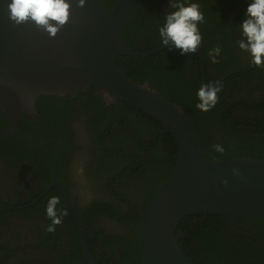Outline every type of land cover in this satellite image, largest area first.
Segmentation results:
<instances>
[{
  "label": "flooded vegetation",
  "instance_id": "af4514ba",
  "mask_svg": "<svg viewBox=\"0 0 264 264\" xmlns=\"http://www.w3.org/2000/svg\"><path fill=\"white\" fill-rule=\"evenodd\" d=\"M192 2L200 5L206 30L201 23L203 40L195 52L199 65L194 53H189L191 71L183 77L190 86L180 99L196 105L198 85L220 81L221 105L242 104L239 115L247 114L249 100L258 102L251 105L254 108L263 107L264 68L255 74L250 58L236 43L240 36L237 26L245 18V0ZM144 3L145 17L155 20L156 26L173 11L169 0ZM215 23L217 27L212 28ZM153 31L151 39L157 44L158 31ZM216 47L222 52L216 58L218 63L213 64L208 54ZM232 58L246 70L230 61ZM217 68L225 71L219 73ZM36 110L35 119L25 115L26 126L19 125L18 134L34 146L46 145L44 148L31 150L8 136L7 121L6 128L0 130V264H90L84 244L96 264H141L136 222L142 220L146 207L170 176L169 166L174 161L162 140L165 130L152 126L122 102L109 101L96 88L73 97L42 96L37 99ZM196 114L204 115L197 110ZM250 116L262 118L264 109ZM7 139L15 142L10 144ZM56 152V181L64 185L65 198L82 217L83 229L65 203L62 188L54 185ZM53 196L59 198L56 210L62 223L48 232L51 220L46 205ZM230 228L243 237L242 244L254 243L261 251L254 249V255L264 259V225L247 219L236 221L234 226L230 222Z\"/></svg>",
  "mask_w": 264,
  "mask_h": 264
},
{
  "label": "water",
  "instance_id": "95a60500",
  "mask_svg": "<svg viewBox=\"0 0 264 264\" xmlns=\"http://www.w3.org/2000/svg\"><path fill=\"white\" fill-rule=\"evenodd\" d=\"M139 0L70 3V19L54 37L34 22L16 24L0 0V110L7 135L31 150L37 147L18 134L24 115L35 119L42 96H75L95 87L109 101L127 103L162 122L174 135L177 152L170 176L150 201L139 227L141 264H196L182 251L177 231L181 222L197 214L264 221V159L231 158L205 161L197 133L183 108L162 96L147 82H135L117 66L119 56L143 59L169 49L133 50L123 39L129 17ZM53 24L55 22H52ZM56 171L59 165L56 152ZM62 195L70 210L82 217ZM235 229V228H233ZM237 231V230H236ZM240 233V231H237ZM83 239L85 240L84 234ZM90 264H96L84 244Z\"/></svg>",
  "mask_w": 264,
  "mask_h": 264
},
{
  "label": "trees",
  "instance_id": "16d2710c",
  "mask_svg": "<svg viewBox=\"0 0 264 264\" xmlns=\"http://www.w3.org/2000/svg\"><path fill=\"white\" fill-rule=\"evenodd\" d=\"M116 2L117 0L113 2L106 0L108 9L111 10ZM144 2L145 0L138 1L123 33L124 41L130 48L137 51L150 50L161 44L160 41L155 44V39H151L155 34L153 30L158 31L160 25L156 26L155 20L145 17ZM201 27L206 30V24L202 23ZM216 27V23L212 25V28ZM214 33H212V36H214ZM204 54H206V50H204ZM188 56L189 54L181 55L179 50L167 49L145 59L119 56L117 66L133 81L147 82L154 89L161 91L163 97L171 102L178 103L185 110L188 119H194L191 123L197 133L205 161L231 158L264 159V117L250 116V114L260 112L264 109V106L256 109L251 105H257L258 102L249 100V107H246L247 114L239 115L237 111L243 107L242 104L235 103L224 106L218 101L214 109L204 113L203 116H198L195 105H193L195 103L180 99L190 86V82L183 77V73L191 71ZM194 60L199 65L196 53H194ZM232 60L238 63L237 58H232L230 61ZM183 63L186 64V67H182ZM238 64L243 67V64ZM251 67L255 74L263 71L260 67ZM222 70L225 71V68H219L218 72L221 73ZM243 70L246 69L243 67ZM207 77H210V75ZM200 87L199 84L198 90ZM92 89H95V87H92ZM123 105L131 111L140 113L152 126L160 125L165 130L162 140L168 145L171 156L176 154V139L162 122L127 103H123ZM203 119L205 121H202ZM26 122L27 116L24 115L20 127H25ZM200 125L205 128H201ZM4 128H6V118L0 110V130ZM219 134L221 137L216 139ZM7 141L10 144L15 142L13 139H7ZM216 144H220L225 148L224 153L214 151ZM23 148L26 153H29L26 147ZM174 165L175 161L170 163L171 171ZM238 220L245 221L247 219ZM248 220L264 225L263 220ZM140 223L141 219L136 222V228L140 227ZM177 237L182 251L196 264H262L264 262L262 256L254 255V249L257 251H260V249L255 247L254 243L251 245L242 244L240 239H243V237L230 228V220L225 216L214 214L189 216L179 225Z\"/></svg>",
  "mask_w": 264,
  "mask_h": 264
},
{
  "label": "clouds",
  "instance_id": "9594fccd",
  "mask_svg": "<svg viewBox=\"0 0 264 264\" xmlns=\"http://www.w3.org/2000/svg\"><path fill=\"white\" fill-rule=\"evenodd\" d=\"M85 3L86 0H78L79 7H83ZM245 3V18L237 26L240 33L237 47L250 58L251 65L264 68V0H245ZM169 6L173 11L165 16L164 23L158 29L161 45L170 46L169 50H179L183 56L195 53L203 40L199 25L205 18L200 5L192 0H169ZM70 7L68 0H11L7 5L11 21L16 24L34 22L51 37L69 21ZM221 52V47L209 52L211 63H218L216 58ZM222 88L220 81L201 86L196 93V110L206 113L214 109ZM214 151L222 154L225 148L216 144ZM59 203L56 196L48 199L46 215L51 220V224L46 228L48 232H54L56 226L62 223V217L56 210Z\"/></svg>",
  "mask_w": 264,
  "mask_h": 264
}]
</instances>
